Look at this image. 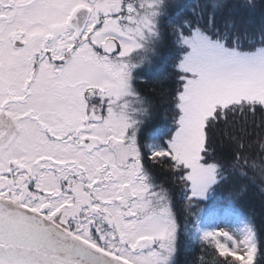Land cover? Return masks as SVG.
I'll use <instances>...</instances> for the list:
<instances>
[{"label": "snow or ice", "instance_id": "6c2138e0", "mask_svg": "<svg viewBox=\"0 0 264 264\" xmlns=\"http://www.w3.org/2000/svg\"><path fill=\"white\" fill-rule=\"evenodd\" d=\"M40 7L0 0V264H101L102 231L70 206L75 179L96 197L93 221L111 187L106 61L87 18L33 36Z\"/></svg>", "mask_w": 264, "mask_h": 264}, {"label": "rangeland", "instance_id": "374dc122", "mask_svg": "<svg viewBox=\"0 0 264 264\" xmlns=\"http://www.w3.org/2000/svg\"><path fill=\"white\" fill-rule=\"evenodd\" d=\"M162 2L98 0L91 8L95 12L88 28L91 32L92 26L97 27L93 36L100 43L95 52L106 61L105 80L110 85L111 111L106 113V123L117 136L114 151L109 154L113 175L107 183L111 187L102 199L108 201L103 209L114 221L112 233L116 232L109 246L101 245L99 249L106 248L107 253L131 264H173L179 232L168 197L154 191L143 172L137 144L144 109L134 91V81L140 69L149 66L151 48L158 40ZM74 5L64 10L60 6L59 19L50 25L42 17L41 8L37 9L29 23L42 28L34 27L32 35H40L45 23L50 27L66 23L67 15L85 3L74 0ZM111 44L114 47L108 50ZM184 46L185 56L179 68L186 75L180 96L179 128L168 149L152 148L150 154H167L183 164L188 170L192 197L205 200L217 181L216 168L202 162L206 121L218 107L244 100L264 101V48L245 53L226 47L199 29L188 35ZM197 215V224L192 227L196 238L212 241L209 246L221 256L235 255L245 264L254 261V223L241 208L209 204ZM211 217L219 229L223 222L232 221L244 239L235 236L227 225L226 230L218 231L214 226L208 229L205 224ZM242 240H246L245 255L240 252Z\"/></svg>", "mask_w": 264, "mask_h": 264}, {"label": "trees", "instance_id": "16d2710c", "mask_svg": "<svg viewBox=\"0 0 264 264\" xmlns=\"http://www.w3.org/2000/svg\"><path fill=\"white\" fill-rule=\"evenodd\" d=\"M161 5L158 40L148 68L136 75L134 91L144 109L137 132L143 172L154 191L166 194L179 225L173 264H245L194 236L197 214L209 204H233L253 219L257 252L250 264H264V101L218 107L206 121L202 162L216 168L217 181L205 200L192 197L183 164L167 154H150L152 148L168 149L179 128L186 75L179 67L188 35L199 29L228 48L256 52L264 48V0H164Z\"/></svg>", "mask_w": 264, "mask_h": 264}, {"label": "flooded vegetation", "instance_id": "af4514ba", "mask_svg": "<svg viewBox=\"0 0 264 264\" xmlns=\"http://www.w3.org/2000/svg\"><path fill=\"white\" fill-rule=\"evenodd\" d=\"M97 2L98 0H84L85 5L79 7V10L73 9L70 14L67 15L66 23L75 24L78 19V13L82 10L89 11V16L87 19L92 22L91 18L93 17L95 11L91 8L94 6V3ZM35 3H38L42 6L40 7L42 10V17L45 19V21L48 22L49 25L51 22H56V20L59 19V15H61V12L58 9L62 7L61 10H64V8L68 9L71 5L73 7L75 6L74 0H35ZM57 25L58 24H54V27H56ZM41 28V26L38 27V29ZM83 183H86V181H84ZM90 191L92 190L88 188H82L81 182L74 179V195L76 196V201H74L73 205L70 207L73 209L74 214L81 223L87 222L90 225L94 223L95 228L102 231V236L99 241L100 244L103 246H109L112 239H114L113 234L116 231L114 230L115 232L112 233L113 231L111 230H113L114 221L110 219L106 210L103 209L105 208V203H107L108 201L101 199L99 203L93 205V209L91 212L93 221L85 220L86 215L89 214V201L96 199L95 196H89Z\"/></svg>", "mask_w": 264, "mask_h": 264}, {"label": "water", "instance_id": "95a60500", "mask_svg": "<svg viewBox=\"0 0 264 264\" xmlns=\"http://www.w3.org/2000/svg\"><path fill=\"white\" fill-rule=\"evenodd\" d=\"M89 11L88 10H82L78 13V19L79 21H83L84 18H88ZM113 46L110 45L109 49H111ZM94 255L100 256L101 264H129L125 261H122L121 259L116 258L115 256L107 253L104 250L97 249L96 252L93 253Z\"/></svg>", "mask_w": 264, "mask_h": 264}, {"label": "bare ground", "instance_id": "6f19581e", "mask_svg": "<svg viewBox=\"0 0 264 264\" xmlns=\"http://www.w3.org/2000/svg\"><path fill=\"white\" fill-rule=\"evenodd\" d=\"M206 227H208V229H211V227L212 226H215V223H214V219L211 217V218H209L207 221H206ZM228 226V228H232V233L235 235V236H238V237H240V238H243L244 239V237L243 236H241L239 233H240V231L238 232V231H236L234 228V225L232 224V221H228V222H223L222 224H221V226H220V230H226V228L227 227H225V226ZM239 234V235H238ZM240 252L242 253V254H244L245 255V252H246V240H242L241 241V243H240ZM241 254V255H242Z\"/></svg>", "mask_w": 264, "mask_h": 264}]
</instances>
